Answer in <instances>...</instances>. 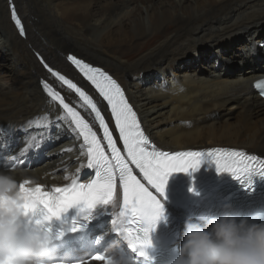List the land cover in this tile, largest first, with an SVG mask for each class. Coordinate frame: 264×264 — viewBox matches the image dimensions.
Returning a JSON list of instances; mask_svg holds the SVG:
<instances>
[{
    "label": "bare ground",
    "instance_id": "1",
    "mask_svg": "<svg viewBox=\"0 0 264 264\" xmlns=\"http://www.w3.org/2000/svg\"><path fill=\"white\" fill-rule=\"evenodd\" d=\"M102 1L12 0L24 38L11 19L10 1L0 0V73L4 68L2 76L10 78L0 80V170L24 171L49 190L68 183L67 174L89 172L82 139L58 119L63 109L41 83L47 81L66 103L91 117L44 67L89 88L67 60L71 51L125 86L158 148L229 147L264 157V100L251 87L264 75V0H122L109 7ZM226 58L243 61L244 67L238 71ZM36 118L41 124L29 127ZM10 161L14 168H7ZM117 194L122 195L120 183ZM120 211L118 201L104 205L93 226L107 248L126 243L114 223ZM180 216L181 239L189 223L205 222L194 212Z\"/></svg>",
    "mask_w": 264,
    "mask_h": 264
},
{
    "label": "snow or ice",
    "instance_id": "2",
    "mask_svg": "<svg viewBox=\"0 0 264 264\" xmlns=\"http://www.w3.org/2000/svg\"><path fill=\"white\" fill-rule=\"evenodd\" d=\"M10 13L20 35H25L24 25L14 5H10ZM40 59L43 63V58ZM67 59L107 102L124 152L122 153L118 147L109 124L93 98L73 80L44 63L49 73L79 97L82 102L80 106L86 107L94 116L102 129L105 143L101 142L89 121L75 107L65 102L60 92L47 81L41 82L50 100L58 103L63 109V116L58 119L68 121L71 131L77 134V138L82 139L81 156L87 157V168L99 166V169L95 178L87 183L80 182L78 175L67 174L64 180L69 181L68 183L59 187L54 186L50 190L40 183L32 186L23 184L22 207L26 212H32L40 217L37 223L60 217L74 206L95 209L99 204L108 205L118 201L122 220L119 225L117 220L114 221L117 225L116 231L125 235L132 249H140L139 255L144 257L143 264H149L148 254L144 251L152 244L149 230L145 228L141 236L138 234L136 224L143 221L148 225H154L164 215V205L160 197L166 198L168 180L173 173L198 171L207 157L215 163L218 173H230L242 183L247 181L246 187L253 186L255 177L264 178V159L248 155L243 150L224 147L177 152L159 150L145 134L124 90L111 75L76 56L70 55ZM254 86L260 90L261 95H264V79L256 81ZM33 123L39 125L41 119L29 121L28 126ZM43 123L47 125V117L43 118ZM34 139L35 137H32L28 141L29 146ZM105 146L108 151L105 150ZM133 168L137 169L138 173L134 174ZM75 171L79 173L81 168L78 167ZM117 180L122 189L119 198ZM91 259L110 264L103 253H96Z\"/></svg>",
    "mask_w": 264,
    "mask_h": 264
},
{
    "label": "clouds",
    "instance_id": "3",
    "mask_svg": "<svg viewBox=\"0 0 264 264\" xmlns=\"http://www.w3.org/2000/svg\"><path fill=\"white\" fill-rule=\"evenodd\" d=\"M25 183L32 186L37 181L24 171L0 170V264H73L71 250L59 256L50 247L54 239L50 232H39L25 223L26 217L37 218L36 223L40 219L22 207ZM233 207L225 204L203 224L189 223L178 255L167 264H264V223L238 217ZM116 220L119 225L122 217ZM149 226L154 228L156 223ZM116 247L113 243L108 252ZM105 256L110 264H133V258L122 253Z\"/></svg>",
    "mask_w": 264,
    "mask_h": 264
},
{
    "label": "rangeland",
    "instance_id": "4",
    "mask_svg": "<svg viewBox=\"0 0 264 264\" xmlns=\"http://www.w3.org/2000/svg\"><path fill=\"white\" fill-rule=\"evenodd\" d=\"M122 0H103L102 1V3H103V6L104 7H109V6H112V5H114V4H116V3H119V2H121ZM57 48V47H56ZM70 53H76V54H78L79 55V53H77L76 51H71ZM194 54H192V56H193ZM79 56H81V57H83L82 55H79ZM191 56V57H192ZM0 58H2V57H0ZM83 58H85V57H83ZM224 61V63H228V64H230V66H232L233 67V65H235V66H237L238 67V71H239V69L243 66L244 67V62L243 61H236V60H234V62L232 61V60H229V59H224L223 60ZM6 72V69H1V77H0V80L1 81H3L4 79H7L6 80V82H8V81H10V78L7 76H2L4 73ZM49 75V74H48ZM235 113H237L238 112V110L236 109L235 111H234ZM258 118H253V120H257ZM20 167H22V166H20Z\"/></svg>",
    "mask_w": 264,
    "mask_h": 264
},
{
    "label": "water",
    "instance_id": "5",
    "mask_svg": "<svg viewBox=\"0 0 264 264\" xmlns=\"http://www.w3.org/2000/svg\"><path fill=\"white\" fill-rule=\"evenodd\" d=\"M237 204H245V205L250 204V205H252L251 203L248 202V200H243V201L240 200ZM183 213H186V212H183ZM180 214H182V213H180ZM180 214L178 215V222H179V220L182 218V217L180 216Z\"/></svg>",
    "mask_w": 264,
    "mask_h": 264
}]
</instances>
